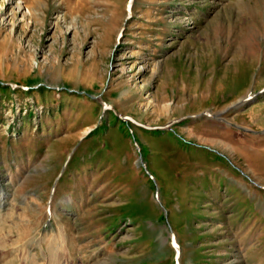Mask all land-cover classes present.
<instances>
[{
	"label": "rangeland",
	"instance_id": "374dc122",
	"mask_svg": "<svg viewBox=\"0 0 264 264\" xmlns=\"http://www.w3.org/2000/svg\"><path fill=\"white\" fill-rule=\"evenodd\" d=\"M175 245L264 264V0H0V264Z\"/></svg>",
	"mask_w": 264,
	"mask_h": 264
},
{
	"label": "bare ground",
	"instance_id": "6f19581e",
	"mask_svg": "<svg viewBox=\"0 0 264 264\" xmlns=\"http://www.w3.org/2000/svg\"><path fill=\"white\" fill-rule=\"evenodd\" d=\"M252 95H254V94H251V96ZM248 99V98H247ZM243 103V101H239V103L238 104H236V105H232L231 107H229L228 109H226L225 111H223V112H221V113H219V114H217V115H214V114H211V113H209V112H207L206 113V115H208V116H211L213 119H215V118H217V119H219V121H223V122H226L228 125H230V123L225 119V118H223L224 116H225V114H227V113H229V112H231V111H234V110H237V109H239L241 106V104ZM65 246V245H64ZM62 254H63V257L67 254V252H68V249H67V247L65 248V247H63L62 248ZM69 253V252H68ZM53 257V256H52ZM58 257V256H57ZM52 259V258H51ZM48 260H50V259H48ZM70 260H72V258H70V257H68L66 260H65V264H69V261ZM64 262V260L62 259V258H57V259H55V263L54 264H64L63 263Z\"/></svg>",
	"mask_w": 264,
	"mask_h": 264
},
{
	"label": "water",
	"instance_id": "95a60500",
	"mask_svg": "<svg viewBox=\"0 0 264 264\" xmlns=\"http://www.w3.org/2000/svg\"><path fill=\"white\" fill-rule=\"evenodd\" d=\"M157 201H158V203L161 204V201H160L159 197H157ZM161 205H162V204H161ZM165 211H166V210H165ZM166 214H167V211H166Z\"/></svg>",
	"mask_w": 264,
	"mask_h": 264
}]
</instances>
